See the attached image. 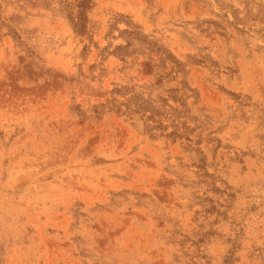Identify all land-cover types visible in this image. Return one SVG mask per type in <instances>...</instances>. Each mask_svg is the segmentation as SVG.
Instances as JSON below:
<instances>
[{"label":"rangeland","instance_id":"374dc122","mask_svg":"<svg viewBox=\"0 0 264 264\" xmlns=\"http://www.w3.org/2000/svg\"><path fill=\"white\" fill-rule=\"evenodd\" d=\"M0 264H264V0H0Z\"/></svg>","mask_w":264,"mask_h":264}]
</instances>
